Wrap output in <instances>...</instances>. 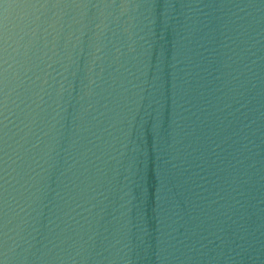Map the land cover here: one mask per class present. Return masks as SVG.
<instances>
[{
  "label": "water",
  "instance_id": "obj_1",
  "mask_svg": "<svg viewBox=\"0 0 264 264\" xmlns=\"http://www.w3.org/2000/svg\"><path fill=\"white\" fill-rule=\"evenodd\" d=\"M0 264H264V0H0Z\"/></svg>",
  "mask_w": 264,
  "mask_h": 264
}]
</instances>
